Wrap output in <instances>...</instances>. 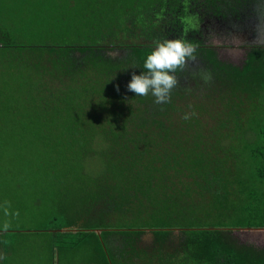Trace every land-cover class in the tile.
I'll list each match as a JSON object with an SVG mask.
<instances>
[{"label": "trees", "instance_id": "obj_1", "mask_svg": "<svg viewBox=\"0 0 264 264\" xmlns=\"http://www.w3.org/2000/svg\"><path fill=\"white\" fill-rule=\"evenodd\" d=\"M260 13L251 0H0V75L17 80L0 94V209L38 220L0 225L5 263L264 264V245L231 232L264 227V44L236 63L204 43L214 23L263 30ZM164 38L195 54L155 104L126 84ZM206 72L211 93L176 98Z\"/></svg>", "mask_w": 264, "mask_h": 264}, {"label": "rangeland", "instance_id": "obj_2", "mask_svg": "<svg viewBox=\"0 0 264 264\" xmlns=\"http://www.w3.org/2000/svg\"><path fill=\"white\" fill-rule=\"evenodd\" d=\"M251 1L254 2V5L258 6V9L261 11L260 13L261 16L259 20H261L260 22H262L264 25V0H251ZM230 25H231L230 27L233 29V31L232 29L231 31H229L230 34H228L229 32L227 28L223 26H222L223 28L222 27L219 28L215 25V23L209 27V30H205L206 32L205 35L207 36L206 41L204 42L205 45L213 46L217 48V50L220 53V56H222L223 58L238 63L241 60V58L244 56V51L246 48L254 44H264V29L261 31L254 32L252 28L249 26V24L240 25L236 23H231ZM143 36H144L143 34H139L134 40L142 39ZM106 49H108L106 52L109 55H112L113 57H121V56L127 55L130 47L128 46L127 47L126 46L107 47ZM190 61H194V60L192 59ZM197 71L195 70L194 72H197ZM206 73L209 74L210 78H208L207 80L202 79V75L204 74L203 73L197 78L198 83H195V82L192 83V79H188V78L181 79L182 82L180 84L183 86L184 89H186V92H184V94L181 96H176V98H179V100L186 101L188 103L190 100H193L195 98H202L203 96L207 95L205 94L206 92L211 93L213 91V88L217 84L214 83V79L211 78V74L209 72H206ZM8 80H9L8 75H2V76L0 75V94L3 92L12 93V91L8 90L9 85L12 89L13 86L16 84L17 80L14 78L10 79V81ZM6 83H7V86L4 87ZM0 98H1V95H0ZM7 100L8 101L12 100V94L8 95V97L6 98V101ZM6 101H5V104H2V105L0 103V110H3L2 109L3 106H7L8 101L7 102ZM40 203L42 204V206L45 204V199L43 197ZM97 208L101 209L102 206L97 205V207H95L94 210H96ZM104 209H106V207H104ZM10 211H13V208L4 207L0 209L1 227L17 226V224H19L20 226H26L27 228H29V227H33L38 224L37 219H35V221H31L29 216H23L21 220L16 219L15 216L14 218H12L13 215L10 214ZM103 217L104 219L107 218L104 215ZM231 232L237 238V240H239V242H245L248 244L250 243L255 246L264 245V230H260L256 228H236V229H232ZM121 238L122 237L120 236V234L113 235L111 238L113 245L116 246L117 244L118 245L121 244ZM142 241L144 243H149L151 241V234L148 229L144 231L143 236H142ZM0 244L2 245V242H0ZM38 255H40L39 252L37 251L33 252L32 254L33 259H32L31 264L41 263L40 258H37ZM22 259L17 258V257L11 258L10 263L23 264L24 260ZM41 259H42V256H41ZM5 260L6 259L3 258V256H0V264L9 263V262L5 263Z\"/></svg>", "mask_w": 264, "mask_h": 264}, {"label": "clouds", "instance_id": "obj_3", "mask_svg": "<svg viewBox=\"0 0 264 264\" xmlns=\"http://www.w3.org/2000/svg\"><path fill=\"white\" fill-rule=\"evenodd\" d=\"M195 45L185 39H158L152 42L142 61V71L132 73L126 89L138 96L151 95L153 103L164 104L170 99V93L177 84L176 70L183 69L194 59ZM136 67L133 61L130 65ZM208 73L202 75L207 80ZM189 113L183 114L188 119Z\"/></svg>", "mask_w": 264, "mask_h": 264}, {"label": "crops", "instance_id": "obj_4", "mask_svg": "<svg viewBox=\"0 0 264 264\" xmlns=\"http://www.w3.org/2000/svg\"><path fill=\"white\" fill-rule=\"evenodd\" d=\"M72 230L75 231L76 229L73 228ZM96 231L98 233H100L101 232V229H97ZM78 256H80V255H78ZM78 256H76V257H73V256L63 257L62 256L63 257L62 258L58 254H54L53 261H51V262L48 263L47 261L43 260V258H42V259H40L41 260V263L40 264H83V260L82 259L79 260V257ZM60 257L62 258V260H61ZM40 260H39V262H40ZM97 260H99V259H97ZM90 261H93V264L95 262L94 260H90ZM37 262H38V260H37Z\"/></svg>", "mask_w": 264, "mask_h": 264}, {"label": "flooded vegetation", "instance_id": "obj_5", "mask_svg": "<svg viewBox=\"0 0 264 264\" xmlns=\"http://www.w3.org/2000/svg\"><path fill=\"white\" fill-rule=\"evenodd\" d=\"M249 26H250V27L252 28V30H253V29H255V28L257 27V24H255V23H251Z\"/></svg>", "mask_w": 264, "mask_h": 264}, {"label": "water", "instance_id": "obj_6", "mask_svg": "<svg viewBox=\"0 0 264 264\" xmlns=\"http://www.w3.org/2000/svg\"><path fill=\"white\" fill-rule=\"evenodd\" d=\"M243 228H256V229L264 230V227H243Z\"/></svg>", "mask_w": 264, "mask_h": 264}]
</instances>
